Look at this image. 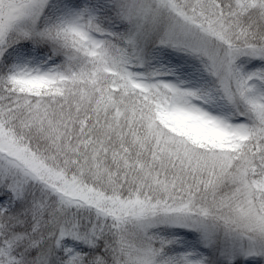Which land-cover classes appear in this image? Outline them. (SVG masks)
Instances as JSON below:
<instances>
[{"label": "snow or ice", "instance_id": "obj_1", "mask_svg": "<svg viewBox=\"0 0 264 264\" xmlns=\"http://www.w3.org/2000/svg\"><path fill=\"white\" fill-rule=\"evenodd\" d=\"M0 264H264V0H0Z\"/></svg>", "mask_w": 264, "mask_h": 264}]
</instances>
